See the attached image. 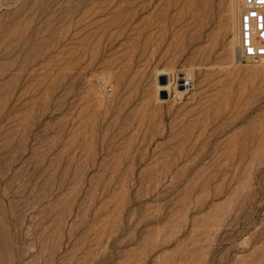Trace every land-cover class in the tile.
Masks as SVG:
<instances>
[{"label": "rangeland", "instance_id": "374dc122", "mask_svg": "<svg viewBox=\"0 0 264 264\" xmlns=\"http://www.w3.org/2000/svg\"><path fill=\"white\" fill-rule=\"evenodd\" d=\"M237 3L0 0V264H264Z\"/></svg>", "mask_w": 264, "mask_h": 264}, {"label": "built area", "instance_id": "2783aa9c", "mask_svg": "<svg viewBox=\"0 0 264 264\" xmlns=\"http://www.w3.org/2000/svg\"><path fill=\"white\" fill-rule=\"evenodd\" d=\"M239 40L235 53L238 64L264 58V0H242Z\"/></svg>", "mask_w": 264, "mask_h": 264}, {"label": "bare ground", "instance_id": "6f19581e", "mask_svg": "<svg viewBox=\"0 0 264 264\" xmlns=\"http://www.w3.org/2000/svg\"><path fill=\"white\" fill-rule=\"evenodd\" d=\"M237 0H235V2H236ZM241 7H242V1H241V4H240V0H238V3H237V5L234 7V10H233V12H235V16L237 17H240V10H241ZM233 28H234V36H233V39H232V43H231V45L234 47V42H235V37H236V35H237V33H240V28H239V24H238V28H239V30H238V28H237V24L235 23L234 25H233ZM238 47V46H237ZM237 47H236V49H237ZM235 53H236V50H235ZM235 53H234V58H235ZM241 65V64H240ZM186 81H187V84H189V82H190V79L188 78V75L186 74L185 75V78H184ZM184 81V80H183ZM171 86H173V84H169V85H167L164 89L166 90V91H169L170 90V88H171ZM185 87V86H184ZM165 90H164V92H165Z\"/></svg>", "mask_w": 264, "mask_h": 264}]
</instances>
